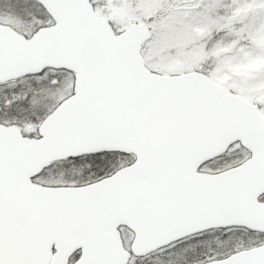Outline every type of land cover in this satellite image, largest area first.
Segmentation results:
<instances>
[{
    "label": "snow or ice",
    "instance_id": "obj_1",
    "mask_svg": "<svg viewBox=\"0 0 264 264\" xmlns=\"http://www.w3.org/2000/svg\"><path fill=\"white\" fill-rule=\"evenodd\" d=\"M0 264H264V0H0Z\"/></svg>",
    "mask_w": 264,
    "mask_h": 264
}]
</instances>
